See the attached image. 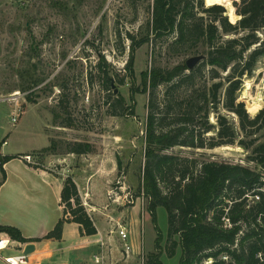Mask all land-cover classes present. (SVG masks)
Instances as JSON below:
<instances>
[{"label":"rangeland","instance_id":"374dc122","mask_svg":"<svg viewBox=\"0 0 264 264\" xmlns=\"http://www.w3.org/2000/svg\"><path fill=\"white\" fill-rule=\"evenodd\" d=\"M239 1L213 0L211 5L225 4V15L236 22L240 16L235 2ZM211 5L205 0V7ZM153 10L154 0H0V148L33 153L44 167L48 166V152L66 155L63 164L55 162L51 168L56 175L64 179L71 176L76 182L95 225L107 231L98 237L102 241H97L98 254H109L112 258L107 260L117 264L126 260L122 258L124 242L118 234L122 226L133 231L146 261L157 251V232L148 201L139 189L151 98L150 90H142L143 74L155 67L173 68L200 56L196 67L207 51L202 43L173 46L174 36L155 38L149 28ZM199 15L207 21L214 17L201 10ZM148 34L152 40L136 48L132 77L126 70L131 38L140 41ZM205 68L208 71L210 67ZM106 74L113 79L112 87L106 85ZM226 74L221 72L222 77ZM165 90L166 86L157 89L159 101ZM239 95L252 116L264 108V57L251 75L243 77ZM120 96L125 99V107L135 109L134 115L130 110L122 113L124 108L116 106ZM16 105L21 109L14 123L12 111ZM250 105L259 109L252 112ZM109 110L122 114L114 115ZM211 120L216 121L214 114ZM5 140L8 144H3ZM77 142L89 143L92 151L71 152ZM34 149L39 150L34 153ZM169 152L243 164L264 175V165L252 161L251 150L238 143L194 153L177 146ZM84 186L92 188L91 192ZM158 224L164 235L161 260L179 264L181 247L174 257L168 256V215L164 207L158 209ZM4 238L12 239L1 232L0 240ZM129 259L131 264H140L137 254Z\"/></svg>","mask_w":264,"mask_h":264},{"label":"trees","instance_id":"16d2710c","mask_svg":"<svg viewBox=\"0 0 264 264\" xmlns=\"http://www.w3.org/2000/svg\"><path fill=\"white\" fill-rule=\"evenodd\" d=\"M225 6L217 3L205 7V0H154L149 28L155 38L174 36L173 46L194 41L205 45L207 51L204 61L196 67L189 68L187 60L173 68L155 67L143 74L142 90H150L151 98L139 189L148 201L157 232V251L149 255L147 264H164L159 207H164L168 215V256L174 257L177 248L182 249L179 264H206L208 258L214 259L212 264H225L222 255H229L231 264H264L262 171L169 152L177 146L194 153L238 143L251 150L252 161L264 165V108L252 116L239 95L243 77L251 75L264 57V0L235 2L240 16L236 22L225 15ZM200 10L214 17L207 21L199 15ZM131 39L126 70L134 77L136 48L152 38L148 34L140 41ZM206 66L210 67L208 71ZM221 72L227 73L225 77ZM105 80L112 87V77L106 74ZM160 86H166L162 101L156 97ZM116 102V106L124 108L122 113L130 110L135 114L133 107H125L124 97H118ZM258 109L250 105L252 112ZM212 114L216 121L211 120ZM90 148L89 143L77 142L71 152L84 154L91 152ZM15 157L2 156L1 165ZM3 172L0 187L7 178ZM61 201L64 215L44 238L61 240L66 222L80 224L82 234L98 232L71 176L64 179ZM227 218L231 226H227ZM1 232L22 243L36 240L24 237L19 228L11 225L0 224Z\"/></svg>","mask_w":264,"mask_h":264},{"label":"crops","instance_id":"0c3cea01","mask_svg":"<svg viewBox=\"0 0 264 264\" xmlns=\"http://www.w3.org/2000/svg\"><path fill=\"white\" fill-rule=\"evenodd\" d=\"M38 150L34 149V153ZM48 153V166L44 167L33 153L11 152L0 148V160L2 156H16L3 166L0 164V181L3 179V171L7 175L0 187V224L17 227L24 237L36 239L27 243L8 239L10 245L0 252V264H8L6 256L24 252L29 244L34 245V250L28 254L24 264H95L94 256L99 253L100 248L97 244L100 239L98 237L107 232L104 226L102 229L96 223L98 232L86 235L81 233L80 224L66 222L61 240L44 238L64 215L61 201L64 178L56 175L51 166L55 162L63 164L67 157ZM27 155L31 156V160L26 159ZM84 190H89L90 193L92 188L84 186ZM109 225L111 226V222ZM113 236L114 234L110 235L112 238ZM132 242L137 252L140 248L139 240L132 236ZM131 263L132 260L129 259L120 264Z\"/></svg>","mask_w":264,"mask_h":264},{"label":"built area","instance_id":"2783aa9c","mask_svg":"<svg viewBox=\"0 0 264 264\" xmlns=\"http://www.w3.org/2000/svg\"><path fill=\"white\" fill-rule=\"evenodd\" d=\"M20 109H21V107L16 105V107L12 111V120L14 123H17V121H18V118L20 116ZM7 143H8L7 140H5L3 142V144H7ZM26 159L30 160L31 156L27 155ZM0 164H1V160H0ZM260 190L264 192V188H260ZM255 199L259 200L260 196L256 195ZM225 220H226L227 226H231L230 220L228 218ZM118 234H119L121 240L124 242V247L122 250V258L127 260L130 257L137 254V256L140 260V264H147L146 255H145L143 249L139 248L137 252L135 251V248H134V245L132 242V233L126 227L122 226L119 229ZM2 241H3V239L0 242H2ZM98 242L99 243L101 242V244H102V241H98ZM9 245H10V241L8 239H6L5 245L0 247V252L2 250L6 249ZM110 254H112V252ZM27 258H28V254H25L24 252H22L20 254L14 255V256H6L5 261L8 264H24L27 262ZM107 258H112V257L109 254L102 252L101 254H96L94 256V262H95V264H117V261L109 262L107 260ZM222 260L225 261V264H231V262H232V258L229 255H222ZM213 262H214L213 258H208L205 261L206 264H212Z\"/></svg>","mask_w":264,"mask_h":264},{"label":"water","instance_id":"95a60500","mask_svg":"<svg viewBox=\"0 0 264 264\" xmlns=\"http://www.w3.org/2000/svg\"><path fill=\"white\" fill-rule=\"evenodd\" d=\"M200 56H197V57H194V58H190L188 61H187V64L189 66V68H193L195 63L200 60ZM117 92V91H116ZM34 250V245L33 244H29L26 246L25 248V254H30L32 251Z\"/></svg>","mask_w":264,"mask_h":264},{"label":"bare ground","instance_id":"6f19581e","mask_svg":"<svg viewBox=\"0 0 264 264\" xmlns=\"http://www.w3.org/2000/svg\"><path fill=\"white\" fill-rule=\"evenodd\" d=\"M206 3H207L208 5H211V4H213V0H206ZM245 83H246V82H245ZM246 90H247V89H246ZM0 241H1V240H0ZM5 243H6V239L4 238L3 241L0 242V247L4 246Z\"/></svg>","mask_w":264,"mask_h":264}]
</instances>
